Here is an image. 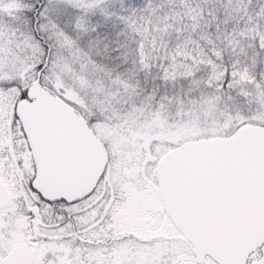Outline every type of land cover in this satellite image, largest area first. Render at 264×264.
Segmentation results:
<instances>
[{
    "label": "snow or ice",
    "instance_id": "obj_1",
    "mask_svg": "<svg viewBox=\"0 0 264 264\" xmlns=\"http://www.w3.org/2000/svg\"><path fill=\"white\" fill-rule=\"evenodd\" d=\"M0 264H264V0H0Z\"/></svg>",
    "mask_w": 264,
    "mask_h": 264
}]
</instances>
